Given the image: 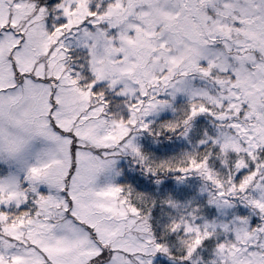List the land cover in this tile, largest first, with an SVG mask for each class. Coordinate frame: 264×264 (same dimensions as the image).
Masks as SVG:
<instances>
[{"label":"snow or ice","instance_id":"obj_1","mask_svg":"<svg viewBox=\"0 0 264 264\" xmlns=\"http://www.w3.org/2000/svg\"><path fill=\"white\" fill-rule=\"evenodd\" d=\"M0 264H264V0H0Z\"/></svg>","mask_w":264,"mask_h":264}]
</instances>
